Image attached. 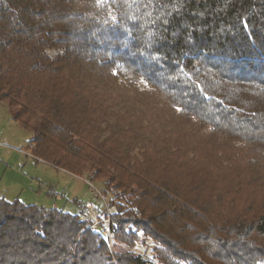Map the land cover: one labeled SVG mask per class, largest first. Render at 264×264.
I'll use <instances>...</instances> for the list:
<instances>
[{
    "label": "trees",
    "instance_id": "16d2710c",
    "mask_svg": "<svg viewBox=\"0 0 264 264\" xmlns=\"http://www.w3.org/2000/svg\"><path fill=\"white\" fill-rule=\"evenodd\" d=\"M1 104L106 207L0 197V264H264V0H0Z\"/></svg>",
    "mask_w": 264,
    "mask_h": 264
},
{
    "label": "rangeland",
    "instance_id": "374dc122",
    "mask_svg": "<svg viewBox=\"0 0 264 264\" xmlns=\"http://www.w3.org/2000/svg\"><path fill=\"white\" fill-rule=\"evenodd\" d=\"M148 92L146 90L143 95L146 96ZM29 143L30 134L12 119L6 105L1 104L0 197L8 201L18 199L25 204L82 214L97 223L99 217H103L102 211L106 207L99 193V185L37 160L28 149ZM191 147L188 142L184 150L188 152ZM239 190L243 194L253 191L249 186ZM257 196L264 198V188L257 192ZM87 202L92 205L88 213L84 211ZM136 251L141 252L142 248L138 247Z\"/></svg>",
    "mask_w": 264,
    "mask_h": 264
},
{
    "label": "built area",
    "instance_id": "2783aa9c",
    "mask_svg": "<svg viewBox=\"0 0 264 264\" xmlns=\"http://www.w3.org/2000/svg\"><path fill=\"white\" fill-rule=\"evenodd\" d=\"M84 209H85V212H89V210H91L92 209V205L90 204V203H85V205H84ZM106 220H108L107 222H109V219L107 218ZM105 220V221H106ZM108 229H106L107 231H106V233L108 234V237L109 238H111V237H113V230H111L110 229V227L108 226L107 227Z\"/></svg>",
    "mask_w": 264,
    "mask_h": 264
}]
</instances>
